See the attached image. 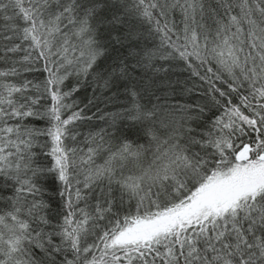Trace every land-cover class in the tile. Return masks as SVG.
Instances as JSON below:
<instances>
[{
  "label": "snow or ice",
  "instance_id": "obj_1",
  "mask_svg": "<svg viewBox=\"0 0 264 264\" xmlns=\"http://www.w3.org/2000/svg\"><path fill=\"white\" fill-rule=\"evenodd\" d=\"M0 264H264V0H0Z\"/></svg>",
  "mask_w": 264,
  "mask_h": 264
},
{
  "label": "trees",
  "instance_id": "obj_2",
  "mask_svg": "<svg viewBox=\"0 0 264 264\" xmlns=\"http://www.w3.org/2000/svg\"><path fill=\"white\" fill-rule=\"evenodd\" d=\"M91 95V92L90 91H87V92H83L80 94V99L83 103H87V98ZM100 107L101 108H104V104H100ZM109 108H111V105H109ZM94 111V109H93Z\"/></svg>",
  "mask_w": 264,
  "mask_h": 264
}]
</instances>
